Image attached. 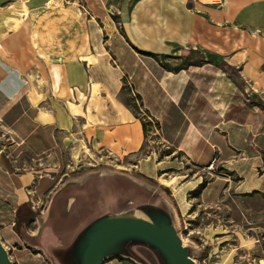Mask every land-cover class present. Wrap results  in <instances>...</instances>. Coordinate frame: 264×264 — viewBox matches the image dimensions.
<instances>
[{
  "label": "crops",
  "instance_id": "obj_1",
  "mask_svg": "<svg viewBox=\"0 0 264 264\" xmlns=\"http://www.w3.org/2000/svg\"><path fill=\"white\" fill-rule=\"evenodd\" d=\"M94 1L97 27L90 18L77 16L83 19L78 20L80 29L87 25L77 39L69 18L77 14L67 6L54 9L66 18L58 28L47 31L35 22L44 16L48 0H24L22 20L0 33V240L12 264H80L87 228L103 216L117 215H103L101 201L96 203L101 198L100 191L95 192L100 186L97 178L87 180L88 189L79 195L63 188L75 170V165L67 166L63 148L82 138L90 153L101 149L120 161L140 149L141 121L125 102L117 101L124 72L138 73L135 91L145 106L151 105L158 122L154 134L166 145V153L180 151L202 167L218 156L222 168L235 174V181L224 171L206 178L198 192L201 200L204 196L214 202L230 188L236 194L264 193V0L193 1L189 11L194 13L183 10L189 0H150L152 6L171 8L166 16L168 42L158 47L137 42L125 23L119 33L113 24L110 31L105 29L98 19L100 7L121 0ZM134 46L157 57L172 52L186 61L164 66L161 59ZM127 59L142 64L130 70ZM93 84L100 87L95 94ZM61 91L67 95L59 96ZM91 97L90 114L99 110L110 122L101 119L104 124L92 126L87 135ZM110 140L118 145L117 151L108 145ZM142 161L137 159L132 170L149 177L170 166ZM109 177L112 181L117 174ZM202 177L197 173L174 188L179 213L189 208L185 193ZM92 192L97 199L88 203L84 198ZM22 203L26 205L20 207ZM29 209L32 216L24 219Z\"/></svg>",
  "mask_w": 264,
  "mask_h": 264
},
{
  "label": "rangeland",
  "instance_id": "obj_2",
  "mask_svg": "<svg viewBox=\"0 0 264 264\" xmlns=\"http://www.w3.org/2000/svg\"><path fill=\"white\" fill-rule=\"evenodd\" d=\"M48 1L50 3L44 8V16L36 17L37 20H35L38 25H44L47 31L58 28L59 23L65 21L66 18L59 16L64 15V12L58 14L54 10L60 6H67L69 10L77 14L74 16L69 15V18H71L70 22L73 20L70 23V27L75 34V39L80 37V34L85 31L84 29L87 26L80 29L81 24L78 23V20L81 22L83 19L86 21V18H90L95 24L94 18H96L95 14H97L98 6L94 0ZM189 1L184 4L183 10L185 12L194 13L193 10L189 11L193 1L200 4L210 3L199 0ZM100 8L98 19H100L101 23H104L105 29L108 31L114 25L113 29H118L119 33L121 32L122 24L125 23L127 28H130V31H134L137 42L140 44L146 46L150 44L151 47H158L164 42L163 40L168 42V35L170 34L168 30L170 27L166 16L169 14L167 9H171L170 7L152 6L150 0H121L113 6L106 5ZM26 9L27 5L24 0H5L1 2L0 33L6 27H15L21 19V11ZM78 9L82 13H77ZM176 9L178 10V7ZM49 10L53 11L48 12ZM92 15L94 18H92ZM55 16L61 18L55 19ZM77 16H82L83 19H76ZM107 22H109L110 26ZM189 23L190 20L185 24L188 26ZM94 26L97 27V24ZM50 38L51 40L54 39V35L52 34ZM51 40H49L50 43ZM137 54L139 53L137 52ZM174 54L171 52L167 56L159 55L157 58L161 59L165 64H181L186 61V59H180ZM126 62L130 70L142 64L135 59H127ZM129 74L124 72L119 77L124 88L119 93L117 101L125 102L132 115L138 117L143 123L144 138L142 146L135 154H127L120 161V159H113L111 154L100 151L101 149L97 154L94 152L90 153V145L82 138L69 142L63 148L64 160L68 163V167L75 165V170L69 172L63 188H66L69 193L79 195V193H84L88 189L89 184L86 181L91 176L92 178H97V180H100V186L99 190L96 189L95 192L98 193L100 191V195L96 194L97 198H101H96V200L92 197L94 193H89L84 198L88 203H94L95 200L96 203L101 201L100 203H102L104 209L103 215L124 214V212L130 211L131 208H140L147 219L168 222L180 242L185 246L192 264H256L259 258L264 257V193L253 191L246 194H236L230 188L225 191L224 196L217 198L218 200L207 202V199L203 196L202 200L204 202H202L198 192L206 178L213 177L217 172L224 171L229 174L230 172L222 168L218 156H214L209 160V162L213 160V163L208 168L209 162L204 167L193 164L180 151L175 152L171 156L166 153V145L160 143V137L157 132L156 135L154 134L158 122H156L150 112L152 109L151 105L145 106L144 101L140 99V95L135 91L134 76L138 73L131 74L129 71ZM137 79H139V76H137ZM97 88H100L98 84H93L94 90H92V93ZM64 92L66 93V91ZM64 92L61 91L59 96L67 95ZM95 97L99 99L98 96H93V98ZM91 100L92 97L87 104L86 116L88 122L85 125V128H88L85 130L87 135L92 132V126L97 124L102 126L104 124L100 122L101 119L105 122H110L108 119L110 116L107 115L106 119L99 110L96 111V114H90L92 108ZM258 101L263 106V101L259 99ZM103 104L99 106L103 108ZM104 109V113L107 114L108 109L106 107ZM92 143L96 146L94 141ZM108 145H110L112 151L118 150V145L111 142V140ZM148 154H150L149 158L147 157ZM160 158L163 161L157 163V159ZM137 159L143 160L144 164L152 162V165L165 166L170 164V166L152 172V176L149 177L137 169L132 170ZM123 165L127 167L125 172L128 174L122 172L124 169ZM111 173L117 174V177L112 181L108 176ZM197 173L202 174V182L185 193V198L189 203L185 205H189V208L187 210L181 208L179 213V209L176 208L177 200L174 197V194H176L173 193L176 192L174 188L183 181L191 180ZM169 178L171 180L168 183L169 185L164 186L169 181ZM230 178L233 181L237 179L235 174L232 173ZM186 183L185 185H189L190 182ZM108 189L110 190L106 193ZM93 225L94 223L89 229ZM162 225L166 226V224ZM9 249L12 250L11 247ZM99 264L168 263L154 245L142 238L128 236L124 237V239H112L107 245Z\"/></svg>",
  "mask_w": 264,
  "mask_h": 264
},
{
  "label": "water",
  "instance_id": "obj_3",
  "mask_svg": "<svg viewBox=\"0 0 264 264\" xmlns=\"http://www.w3.org/2000/svg\"><path fill=\"white\" fill-rule=\"evenodd\" d=\"M89 227L81 240L80 264H99L112 239H124L128 236L142 238L154 245L168 264H192L185 246L168 222L117 214L103 216L90 229ZM0 264H12L1 240Z\"/></svg>",
  "mask_w": 264,
  "mask_h": 264
},
{
  "label": "trees",
  "instance_id": "obj_4",
  "mask_svg": "<svg viewBox=\"0 0 264 264\" xmlns=\"http://www.w3.org/2000/svg\"><path fill=\"white\" fill-rule=\"evenodd\" d=\"M134 48H135V50L136 51H138V52H140V53H142V54H144V55H150V56H153L154 58H156L157 59V56H156V53H154V52H152V51H149V50H147V51H144V50H141V49H139V48H137V47H135L134 46ZM164 56L165 54L164 53H161L160 54V56ZM160 64L161 65H168V64H165L164 62H162V61H160ZM141 124H142V126H143V123L141 122ZM109 176V175H108ZM108 176H105V177H108ZM90 178H92V176L90 177ZM26 204L25 203H22V205L20 206V207H22V206H25ZM30 216H32V210H28L27 211V213H26V215L24 216V219H28Z\"/></svg>",
  "mask_w": 264,
  "mask_h": 264
},
{
  "label": "bare ground",
  "instance_id": "obj_5",
  "mask_svg": "<svg viewBox=\"0 0 264 264\" xmlns=\"http://www.w3.org/2000/svg\"><path fill=\"white\" fill-rule=\"evenodd\" d=\"M126 215L135 216V217H145L144 212L140 208H131L130 211L124 212ZM124 214H118V215H124Z\"/></svg>",
  "mask_w": 264,
  "mask_h": 264
},
{
  "label": "built area",
  "instance_id": "obj_6",
  "mask_svg": "<svg viewBox=\"0 0 264 264\" xmlns=\"http://www.w3.org/2000/svg\"><path fill=\"white\" fill-rule=\"evenodd\" d=\"M199 1H201V2L206 1V2H210V3H218L220 0H199ZM212 163H213V160H211L209 162L207 167L208 168L211 167ZM256 264H264V257L263 258H259Z\"/></svg>",
  "mask_w": 264,
  "mask_h": 264
}]
</instances>
